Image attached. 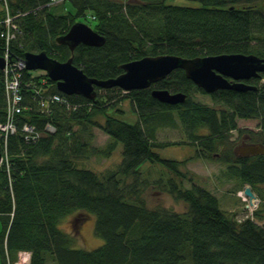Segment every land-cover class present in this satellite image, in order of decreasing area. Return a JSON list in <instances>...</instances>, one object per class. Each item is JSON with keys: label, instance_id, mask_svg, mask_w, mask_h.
I'll return each instance as SVG.
<instances>
[{"label": "trees", "instance_id": "16d2710c", "mask_svg": "<svg viewBox=\"0 0 264 264\" xmlns=\"http://www.w3.org/2000/svg\"><path fill=\"white\" fill-rule=\"evenodd\" d=\"M49 1L9 0L12 14H21L15 21L20 32L10 42L12 60L41 51L59 61L73 56V63L85 74L105 80L120 75L122 64L145 56L253 53L264 57V0H190L198 3L193 6L169 0H71L74 13L57 14L52 6H45ZM78 21L103 35L105 44H80L74 52L59 44L57 37ZM4 40L0 37V55L6 48ZM23 76V94L32 109L22 118L36 123L43 136L35 143L26 142L22 132L9 139L10 170L0 167L1 264L17 261L20 252L30 253V264H264V224L249 217L241 222L229 217L206 187L193 184L184 189L171 179L170 192L188 203V210L180 213L161 205L149 207L139 200L140 184L123 187L121 183L140 173L147 161L162 162L174 174L184 175L181 161L163 158L154 150L183 143L158 138L159 129L175 124L176 116L186 142L198 146L197 155L222 149L219 155L228 164L226 175L260 191L264 155L238 156L230 139L234 130L243 133L239 119L260 117L264 130V85L259 78L248 81L257 90L209 94L215 104L209 106L191 97L193 90L206 92L183 69H176L146 89L96 87L92 100L69 95L72 107L55 104L48 115L37 110L39 96L32 82L39 85L45 79L49 92L59 93L55 81L45 72L36 75L25 70ZM154 88L184 92L187 98L176 105L162 103L152 96ZM5 97L0 72V120L5 116ZM126 99L139 116L135 124L108 113ZM99 113L104 122L95 119ZM47 122L56 125L54 133L44 131ZM94 125L114 139L110 151L117 142L123 144V159L105 180L78 167L72 156L87 145L80 136ZM259 211L254 215L261 217ZM75 212L79 222L95 215V233L103 239L99 247H76L77 235L60 227Z\"/></svg>", "mask_w": 264, "mask_h": 264}, {"label": "rangeland", "instance_id": "374dc122", "mask_svg": "<svg viewBox=\"0 0 264 264\" xmlns=\"http://www.w3.org/2000/svg\"><path fill=\"white\" fill-rule=\"evenodd\" d=\"M170 3L178 5H198L197 2L190 0H169ZM65 5V8L62 6ZM51 11L55 14L71 11L74 13V7L71 0H66L56 6H52ZM0 12H3L0 4ZM34 74L39 75L45 71L32 70ZM264 83V80L261 81ZM260 83V84H261ZM264 85V84H263ZM257 86V85H256ZM258 87V86H257ZM191 97L201 103L209 106H214L212 97L200 91H192ZM109 115H114L126 122L137 123L139 116L132 106L130 99H126L118 104L116 107L109 109ZM95 119L104 122L103 114H97ZM238 127L243 129V133L239 130L232 131L230 139L233 141V148L235 153L239 155L236 150L247 142H262L264 143V130L261 127V118L255 117L251 119H239ZM74 130L79 131L78 125L73 126ZM84 135H81V141H87V145L82 147L77 153H73L74 162L78 167L86 168L94 171L102 180H105L108 173L115 171L123 159V144L117 142L114 151H110L108 146L112 144V139L98 126H91L84 130ZM159 140L183 142L171 144L164 147H155L154 150L158 152L161 157L166 159L179 160L182 162L180 169L183 176L174 174L162 162L147 161L141 166L140 173L133 174L124 178L121 183L123 187L130 184L138 183L139 186V200L143 201L149 207L164 206L171 211L186 212L188 210V203L184 200L177 199L174 194L170 192V180L177 181L184 189L191 188L193 184H198L206 187L212 191L219 199L221 207L229 217L235 220H242L252 218L260 225L264 224V196L260 191L264 192V185L257 190L258 206H249L250 198L247 196L240 197L244 187L237 179L229 178L226 175L228 164L220 159V151L217 153L204 152L203 155H197L199 150L195 144L187 143V137L182 128L179 119L175 116V124L172 126H164L158 131ZM116 142V141H115ZM77 142L74 143V146ZM110 151V152H109ZM3 167V165H2ZM110 175V174H109ZM240 195V196H239ZM255 210H260V216L254 215ZM78 218L76 212L65 217L60 227L70 233H74L77 239L78 248L95 249L103 243V239L95 233L96 219L95 215L86 216L84 220L76 221ZM2 229V222L0 220V231ZM26 254L24 258L21 256ZM29 253H20V260L22 264H27ZM19 259V258H18ZM24 260V261H23ZM2 263L0 255V264Z\"/></svg>", "mask_w": 264, "mask_h": 264}, {"label": "water", "instance_id": "95a60500", "mask_svg": "<svg viewBox=\"0 0 264 264\" xmlns=\"http://www.w3.org/2000/svg\"><path fill=\"white\" fill-rule=\"evenodd\" d=\"M59 44L68 45L74 52L80 44L102 46L106 38L85 22L74 23L67 33L57 37ZM24 60L28 70H43L55 81L57 89L66 95H81L88 99L97 96L96 87H119L125 92L150 88L165 79L176 69H183L187 78L205 92L212 94L219 90L236 91L257 90L255 84L248 81L259 78L264 72V57L250 53H223L218 55L187 58L175 54L145 56L121 65L123 72L110 79L93 78L73 63V56L66 61H59L41 52H27ZM6 65L0 55V72ZM152 96L162 103L176 105L183 103L187 94L173 93L167 89L154 88ZM248 156L264 155V145L252 144L247 148ZM2 153L0 151V162ZM244 193L251 199L256 195L251 186H246Z\"/></svg>", "mask_w": 264, "mask_h": 264}, {"label": "built area", "instance_id": "2783aa9c", "mask_svg": "<svg viewBox=\"0 0 264 264\" xmlns=\"http://www.w3.org/2000/svg\"><path fill=\"white\" fill-rule=\"evenodd\" d=\"M61 0H54V3ZM8 10V9H7ZM17 16L10 15L7 12V17L2 21L4 29L0 33V37L5 39V51L4 57L6 59V66L4 69V84L6 90L7 99V115L6 120L0 123V147L4 151V157L9 165V156L7 152V146L9 144L10 137L15 134L19 129L24 133V138L27 142H36L41 136V131L37 125L28 122H23L19 127L18 114L22 113L23 110L31 108L27 104H24L26 95L22 92V85L24 83L23 73L26 67V63L23 59L12 60L10 55V42L16 37V33L19 31L18 24L15 23ZM20 32V31H19ZM39 92V91H37ZM36 98V97H35ZM39 106L47 113L51 111L50 105L52 103H60L66 105L68 108L72 107L69 99L59 95H41L38 99ZM46 129L53 131L54 126L51 123L46 125ZM21 264V263H15Z\"/></svg>", "mask_w": 264, "mask_h": 264}, {"label": "flooded vegetation", "instance_id": "af4514ba", "mask_svg": "<svg viewBox=\"0 0 264 264\" xmlns=\"http://www.w3.org/2000/svg\"><path fill=\"white\" fill-rule=\"evenodd\" d=\"M252 144L264 145V143H262V142H247V141H244L243 144L238 148V150H236V152L239 155H241V156H248L247 148L249 147V145H252Z\"/></svg>", "mask_w": 264, "mask_h": 264}, {"label": "crops", "instance_id": "0c3cea01", "mask_svg": "<svg viewBox=\"0 0 264 264\" xmlns=\"http://www.w3.org/2000/svg\"><path fill=\"white\" fill-rule=\"evenodd\" d=\"M29 256H30V254H29Z\"/></svg>", "mask_w": 264, "mask_h": 264}]
</instances>
